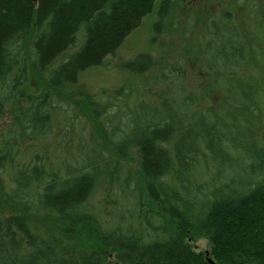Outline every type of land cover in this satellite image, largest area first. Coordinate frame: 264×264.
Listing matches in <instances>:
<instances>
[{
	"label": "trees",
	"instance_id": "trees-1",
	"mask_svg": "<svg viewBox=\"0 0 264 264\" xmlns=\"http://www.w3.org/2000/svg\"><path fill=\"white\" fill-rule=\"evenodd\" d=\"M0 127V264H264V0H0Z\"/></svg>",
	"mask_w": 264,
	"mask_h": 264
},
{
	"label": "rangeland",
	"instance_id": "rangeland-1",
	"mask_svg": "<svg viewBox=\"0 0 264 264\" xmlns=\"http://www.w3.org/2000/svg\"><path fill=\"white\" fill-rule=\"evenodd\" d=\"M149 24L151 25L152 22H149ZM149 37V30L148 27H146L142 28L136 34L126 39V42L123 44V46L120 47L119 50L115 53L114 57L110 59L109 66L113 68L116 65L115 69H118L119 65H121L123 62L134 59L136 54L140 50H143L145 48V43L149 39ZM103 70L104 71L100 70L92 72L87 76V78L85 79V83L87 86H89L90 89L97 90L100 88H110L112 86L111 84L118 85L119 78L117 76H114V73H112V71H108V69ZM114 72H116V70ZM195 251L205 254L204 256L207 259V262L209 263V261H211L210 264H213V261L209 257L210 247L204 239H198L195 245Z\"/></svg>",
	"mask_w": 264,
	"mask_h": 264
},
{
	"label": "water",
	"instance_id": "water-1",
	"mask_svg": "<svg viewBox=\"0 0 264 264\" xmlns=\"http://www.w3.org/2000/svg\"><path fill=\"white\" fill-rule=\"evenodd\" d=\"M209 263H211V261H209Z\"/></svg>",
	"mask_w": 264,
	"mask_h": 264
}]
</instances>
